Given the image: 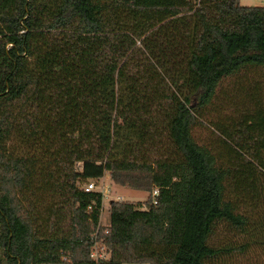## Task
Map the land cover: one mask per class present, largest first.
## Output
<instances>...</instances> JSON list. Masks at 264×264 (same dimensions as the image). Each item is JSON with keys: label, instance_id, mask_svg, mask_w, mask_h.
<instances>
[{"label": "trees", "instance_id": "1", "mask_svg": "<svg viewBox=\"0 0 264 264\" xmlns=\"http://www.w3.org/2000/svg\"><path fill=\"white\" fill-rule=\"evenodd\" d=\"M259 67L264 5L0 0V264H208L264 243L258 82L213 121L220 151L192 133L224 79ZM105 172L149 194L111 200L101 224L84 184ZM220 226L248 239L217 245Z\"/></svg>", "mask_w": 264, "mask_h": 264}, {"label": "rangeland", "instance_id": "2", "mask_svg": "<svg viewBox=\"0 0 264 264\" xmlns=\"http://www.w3.org/2000/svg\"><path fill=\"white\" fill-rule=\"evenodd\" d=\"M241 4L246 5H264V0H240ZM241 80V81H240ZM258 82L259 94L258 96L264 99V67L257 69H244L230 77L224 79L220 86L217 87L216 95L213 105L202 110L203 116L200 118L202 123L193 125L192 133L199 143H203L211 147L214 151H220L222 146L221 137L223 136L218 131L217 126L213 121L221 120L229 124V117L238 114L241 108L248 106L249 98L254 93L255 86L253 83ZM212 121H211V120ZM225 137V136H224ZM223 147V146H222ZM223 156L224 154L220 152ZM223 157L220 155L218 160ZM90 181V180H89ZM94 181L92 189H99L103 192V202L101 210L100 223L109 222V205L113 199H129L144 204L149 192L144 189H136L128 184H119L112 181L109 173L105 172L102 178ZM86 185V184H84ZM253 238V236H250ZM248 239V236L243 234L233 233L223 227H218L212 241L217 245H239ZM102 250L96 248L94 250V257L104 256L108 257V252L105 247ZM98 250V252L96 251ZM0 257H4L3 247L0 246ZM42 264H63V263H42ZM127 264H148L143 263H127ZM208 264H264V243L261 242V235L257 236V240L251 239L246 247L238 250L221 251L218 257L212 259Z\"/></svg>", "mask_w": 264, "mask_h": 264}, {"label": "built area", "instance_id": "3", "mask_svg": "<svg viewBox=\"0 0 264 264\" xmlns=\"http://www.w3.org/2000/svg\"><path fill=\"white\" fill-rule=\"evenodd\" d=\"M93 186H94V181H88L87 183H86V186H85V189H92L93 188ZM157 194H158V188L157 187H154L153 189H152V191H151V197H152V202L153 203H156V201H157V198H156V196H157ZM96 248H98L99 249V246L97 245V244H94L93 245V247H92V252H91V255L94 257V250L96 249ZM100 250H102V249H100ZM97 252H98V250H96ZM95 258V257H94ZM98 258H104V256H96V258L95 259H98Z\"/></svg>", "mask_w": 264, "mask_h": 264}, {"label": "crops", "instance_id": "4", "mask_svg": "<svg viewBox=\"0 0 264 264\" xmlns=\"http://www.w3.org/2000/svg\"><path fill=\"white\" fill-rule=\"evenodd\" d=\"M102 178V177H101ZM100 220H101V214H100ZM103 224H107V223H103Z\"/></svg>", "mask_w": 264, "mask_h": 264}]
</instances>
